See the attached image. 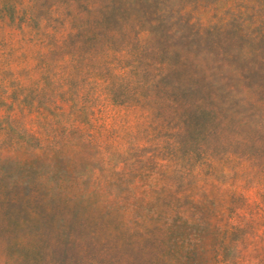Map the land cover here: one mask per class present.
<instances>
[{"label":"rangeland","instance_id":"obj_1","mask_svg":"<svg viewBox=\"0 0 264 264\" xmlns=\"http://www.w3.org/2000/svg\"><path fill=\"white\" fill-rule=\"evenodd\" d=\"M0 264H264V0H0Z\"/></svg>","mask_w":264,"mask_h":264}]
</instances>
